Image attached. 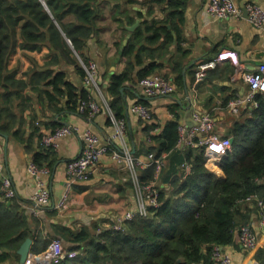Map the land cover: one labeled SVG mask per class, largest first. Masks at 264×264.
Segmentation results:
<instances>
[{"label": "trees", "instance_id": "trees-1", "mask_svg": "<svg viewBox=\"0 0 264 264\" xmlns=\"http://www.w3.org/2000/svg\"><path fill=\"white\" fill-rule=\"evenodd\" d=\"M106 2H112L115 8L139 3L138 0ZM187 3V0H144L142 4L147 7L148 16L132 32L123 54L131 55L139 43L150 44L152 47L146 48L148 54L165 58L180 83L190 53L181 46L185 42ZM156 6L163 7L162 17L155 16ZM100 15L97 0H0V133L25 142L31 150L33 138H37L40 150L30 153L39 166L51 168L56 162L55 149L41 144L44 132L40 127L54 130L59 126L38 121L33 113L28 137H23L26 120L22 114L32 111V97L27 92H34L37 102L48 105L52 114L63 108L78 111L77 102L87 93L82 90L77 94L66 74L54 67L64 61L84 77L78 58L84 64L91 61L88 43L99 32ZM134 17L125 15L124 19L116 20L124 31L123 25L131 24ZM43 47L49 49L50 57L44 67L30 68L24 78L16 77V69L9 67L12 55L18 50L39 52ZM161 68L154 61L149 63L138 74V80ZM128 78L127 72L113 75L105 90L107 104L117 118H124L120 88ZM256 101L257 107L251 114L241 122L236 120L230 129L228 137L233 142L217 163L222 175L205 166L204 147L178 145L176 121H167L161 127L142 121L149 145L139 146L135 156L147 158L151 154L164 159L158 176V205L148 207L146 216L126 221L119 230L112 226L100 229L56 223L47 226L41 218L27 213L29 201L19 196L5 201L0 188V264L17 263L16 250L26 238L32 239L33 254L43 253L54 240L62 244L65 252L76 251L74 257H64L51 264H215L213 249L235 245L240 226L248 223L243 212L255 201L245 198L257 195L264 200V92L256 94ZM174 117L178 116L174 114ZM158 126L159 130L153 133ZM123 172L116 185L119 194L133 189L128 171ZM138 173L141 183L153 181L155 165L139 168ZM254 258L264 264L263 247H258Z\"/></svg>", "mask_w": 264, "mask_h": 264}, {"label": "crops", "instance_id": "crops-1", "mask_svg": "<svg viewBox=\"0 0 264 264\" xmlns=\"http://www.w3.org/2000/svg\"><path fill=\"white\" fill-rule=\"evenodd\" d=\"M138 1L137 4L115 8L112 2L97 0L101 10V15L97 19L99 32L93 36L94 41L91 42L90 39L88 43V54L91 61L87 62V64L92 62L96 65L95 79L97 87L86 85L83 80L84 77L82 78L75 71L74 66L65 64L64 61L54 67L55 70L66 74L67 80L75 86L77 94L85 90L87 95L89 94L91 98L99 103H103V99H107L105 90L110 78L113 75L127 72L129 78L121 87L123 91L120 92L131 150L130 134L133 137L135 150L142 144L147 143L149 145L144 135L143 122L128 112L131 104L142 101L147 102L146 105L150 109L152 122L157 123L160 127L167 121H176L179 137L180 132L183 131L185 134L191 128L188 125L195 121L193 119L195 112L209 113L214 121V133L220 137L230 136L229 132L235 121H243L254 108L252 105L246 104L240 108L237 114H231L227 108V103L232 96L242 97L249 92L248 85L241 77L244 73L253 71L258 63L264 62V28L253 27L248 18L242 14L223 20L210 19L202 12V6L207 0H187L183 25L185 42L181 46L183 49L189 50L190 53L184 67L186 70L185 72H183L184 69L182 70L179 83L177 74L172 71L171 65L165 58L160 55L152 57L148 54L146 48L151 46L150 44L148 46L145 42L139 43L131 55L125 56L123 54L132 32L142 25V21L132 31H129L126 26L133 25L138 19L145 20L148 16L147 7L142 4L144 0ZM241 1L243 0H234L238 7ZM248 1L256 2L264 9V0H246L245 2ZM161 8L163 7H155L157 18L162 17ZM125 15L135 17L131 24L123 25V31L116 19H124ZM221 50L234 52L239 58L241 66H234L230 60L221 61L215 69L207 72L204 81L201 82L198 88H195L196 82L193 73L196 65L201 61L215 58ZM48 53L49 49L47 47H43L39 52L23 53L18 50L12 55L9 67L16 69V77L24 78V73L30 68L44 67L45 62L50 59ZM153 61L161 64L162 68L159 72L151 75H161L168 78L175 85V91L172 95L153 97L144 95L139 85L138 74ZM192 62L194 63L191 65ZM185 86L187 91L184 89ZM187 93L190 94V98ZM27 94L32 97V111L26 110L22 114L26 120L24 138L28 137L29 122L33 113L38 121L48 122L50 126L53 124L58 126L67 124L76 131L57 140L55 148L56 162L50 168L48 176L45 177V184L51 195V203L46 206L47 210L36 209L30 203L26 207L27 213L41 218L47 226L56 223L71 227L84 225L91 229L97 226L100 229L113 225L118 214L133 210L136 206L133 190H127L123 194L117 192L116 185L121 181L124 172L108 157H104L94 165L86 179L75 182L76 184L72 187L65 206L61 208L55 206L64 189L66 164L81 153L83 145L82 131L90 129L109 145H114L116 140H114L113 129L110 126L105 109L92 117H85L77 111L72 112L68 108H63L62 111L52 114L49 112L48 105H41L37 102L34 92L28 91ZM61 102L64 104V99H61ZM190 104L193 106L192 114L187 111ZM173 105L175 107H172ZM174 114L178 117L175 118ZM159 126L153 130V133L159 130ZM50 129L44 126L40 127L42 132L50 131ZM5 135L6 139L0 135V154L3 158L5 173L12 180L19 197L27 199L34 188V180L26 171V167L33 151L38 152L40 150L38 139L33 138L32 151L25 142L14 136ZM203 136L204 133L195 132L193 140L196 141ZM183 147H187V145H183ZM204 152L207 156L205 166L216 174L222 175L221 169L217 165L218 160L206 149H204ZM52 204H54V207L49 208ZM43 211L47 213L54 212V215H48ZM243 216L247 217V224L258 234L259 247L264 248V230L258 228V209L256 205L254 203L247 205ZM224 249L231 255L232 264H251L255 260L254 257L258 250H245L239 244L238 237L235 245L225 246ZM41 254H36V258L30 260L34 261L35 264H47L42 261ZM6 264L17 263L9 262Z\"/></svg>", "mask_w": 264, "mask_h": 264}, {"label": "built area", "instance_id": "built-area-1", "mask_svg": "<svg viewBox=\"0 0 264 264\" xmlns=\"http://www.w3.org/2000/svg\"><path fill=\"white\" fill-rule=\"evenodd\" d=\"M248 12V21L252 25L260 27L264 23V9L254 1L246 3L245 5ZM203 14L214 20H223L230 17H236L241 14L239 7L235 4L234 0H207L202 6ZM230 59V55L221 50L213 59L200 62L196 65L194 72V81L198 82L207 76V71L213 69L221 61ZM231 62L234 66H241L238 57L232 58ZM85 76L83 78L86 85H93L97 87L96 83V65L92 62L83 64L80 61ZM244 81L248 85L249 92L242 97H236L229 100L227 108L237 114L243 105L257 106L256 94L264 92V62L256 65L255 69L251 72L243 74ZM144 95L146 97L153 96H169L175 91V85L166 77L161 75H149L139 80ZM104 107V108H103ZM78 113L86 114L87 117H92L98 114L102 109H105L110 126L113 129V137L116 140L113 146L105 143L102 139L90 129H84L81 133L82 136V149L80 155L71 159L65 168L66 181L64 184L63 192L55 203L57 208H61L67 204L69 195L72 191V186L75 182L86 179L91 173V168L100 162L104 157L110 158L115 164L119 165L122 170H126L133 185V193L136 206L133 210H127L118 214L115 217L112 228L119 230L126 221H131L136 217H143L147 215L148 207H155L158 205V176L161 168L164 166L163 157L154 158L153 155H148L147 158L135 156L132 153L129 145L127 134V126L124 118H117L109 108L105 99L103 103H99L88 94L84 99H79L77 102ZM128 112L130 115L140 119L143 122L151 123L152 116L149 107L143 103H133L129 106ZM193 119L198 122L196 126L191 127L185 134L180 132L178 138V145H187V147L202 146L210 152L218 161L230 149L231 143L228 136H216L213 132L214 121L212 116L206 112H195ZM76 132L74 128L69 125H62L54 130L44 132L41 139V144L45 147L55 149L57 140L70 133ZM195 132H202L204 136L196 141L193 140ZM183 147V146H182ZM148 165H155L154 180L150 182L141 183L139 181V168H144ZM185 166V172L188 173L189 168ZM188 170V171H187ZM26 171L33 177L34 188L29 197L25 200L31 204L38 206H47L51 203L49 199L50 191L46 186L45 177L50 173V168L46 165L39 166L32 158L29 159ZM0 180L2 198L9 201L13 196H19L12 180L5 173L4 162L0 154ZM246 201H255L258 209V228L264 230V200L257 195H250L245 198ZM240 242L245 248L253 249L256 244H259L258 234L255 231H249V225H242L239 231ZM216 247L212 251V259L215 264H231V259L227 254L216 253ZM42 255V261L47 264L57 262L64 257L72 258L76 255V251L65 252L64 247L57 240L51 242L49 247ZM25 264H35L34 261L27 260ZM254 264H260L255 262Z\"/></svg>", "mask_w": 264, "mask_h": 264}, {"label": "water", "instance_id": "water-1", "mask_svg": "<svg viewBox=\"0 0 264 264\" xmlns=\"http://www.w3.org/2000/svg\"><path fill=\"white\" fill-rule=\"evenodd\" d=\"M246 0H243V1H241L240 2V6H239V8H240V10H241V14L244 16V17H246V18H248V12H247V9H246V7H245V2ZM143 22V19H138V20H136V22L133 24V25H131V26H126L127 27V29L129 30V31H132V30H134L135 29V27L139 24V22ZM168 28H170V26H167ZM94 41V38H92L91 39V42H93ZM175 37H174V43H175ZM194 62H192L191 63V65L193 64ZM185 70H186V68L184 69V71L183 72H185ZM202 81H204V80H201V81H198V82H196L195 84V88H198L199 86H200V84H201V82ZM185 91H187V87L185 86ZM120 91L122 92L123 91V88H121L120 89ZM187 95L189 96V98H190V94L189 93H187ZM187 111H188V113H190V114H192V111H193V106H192V104H190L189 105V107L187 108ZM198 124V122L197 121H193L192 122V124L191 125H188V127H192V126H196ZM67 125V124H66ZM0 135H2L5 139H6V135L5 134H2V133H0ZM130 139H131V144H132V153H134L135 152V144H134V141H133V137H132V135L130 134ZM229 140H230V143L232 144V142H233V138L232 137H230L229 138ZM183 146V144H181L180 145V147H182ZM36 209H40V210H47V207L46 206H38V205H35V204H32ZM54 207V204H52L51 205V207L50 208H53ZM31 245H32V239L31 238H26L21 244H20V246L18 247V249L16 250V253L18 254V256H19V259H18V262H17V264H25V262L29 259H32V258H36V254H33L32 252H31ZM46 251V250H45ZM44 251V252H45ZM43 252V253H44ZM41 254V253H40ZM36 255V256H35ZM181 261L179 260V263H180Z\"/></svg>", "mask_w": 264, "mask_h": 264}, {"label": "bare ground", "instance_id": "bare-ground-1", "mask_svg": "<svg viewBox=\"0 0 264 264\" xmlns=\"http://www.w3.org/2000/svg\"><path fill=\"white\" fill-rule=\"evenodd\" d=\"M252 1H248V3H251ZM262 8V7H261ZM263 9V8H262ZM253 27H255V28H258V29H263L264 28V23L260 26V27H257L256 25H252ZM223 52H226V53H228L229 55H230V59H228V58H226L225 59V61L226 60H232V58H235V57H237V55L234 53V52H231V51H228V50H223ZM231 62H233V61H231ZM95 74H96V71L94 72ZM243 80H244V77L242 76L241 77ZM236 98V96H232L231 98H230V100H232V99H235ZM230 113L231 114H234V112L230 109ZM214 133V132H213ZM215 134V133H214ZM216 135V134H215ZM217 136V135H216ZM131 146H132V144H131ZM208 153H210L209 151H208ZM134 154V153H133ZM207 157V156H206ZM33 178V177H32ZM10 199V198H9ZM49 199H51V197L49 196ZM49 204V203H48ZM47 204V205H48ZM51 207V206H50ZM49 207V208H50ZM241 227L242 226H240V228H239V230H238V242H239V244L242 246V243L240 242V237H239V231H240V229H241ZM249 231L250 232H254V230L249 226ZM258 247H259V244H256L255 245V247L253 248V249H250V248H245V247H243L242 246V248H244L245 250H256V249H258ZM216 253H218V254H222V253H224V254H227L228 256H229V258L231 259V264H232V257H231V255L228 253V252H226L225 251V249L223 248V247H220V246H216ZM218 264H220V263H218Z\"/></svg>", "mask_w": 264, "mask_h": 264}, {"label": "clouds", "instance_id": "clouds-1", "mask_svg": "<svg viewBox=\"0 0 264 264\" xmlns=\"http://www.w3.org/2000/svg\"><path fill=\"white\" fill-rule=\"evenodd\" d=\"M247 3V2H246ZM246 3H245V5H246ZM240 9V8H239ZM241 11V10H240ZM239 59V58H238ZM78 60H79V63H80V59L78 58ZM82 62V61H81ZM204 62V61H203ZM83 63V62H82ZM81 64V63H80ZM214 69V68H213ZM210 70V69H209ZM194 72H195V70H194ZM207 74V73H206ZM229 101V100H228ZM62 126V125H61ZM230 138V137H229Z\"/></svg>", "mask_w": 264, "mask_h": 264}, {"label": "rangeland", "instance_id": "rangeland-1", "mask_svg": "<svg viewBox=\"0 0 264 264\" xmlns=\"http://www.w3.org/2000/svg\"><path fill=\"white\" fill-rule=\"evenodd\" d=\"M10 261H8L7 263H9Z\"/></svg>", "mask_w": 264, "mask_h": 264}]
</instances>
